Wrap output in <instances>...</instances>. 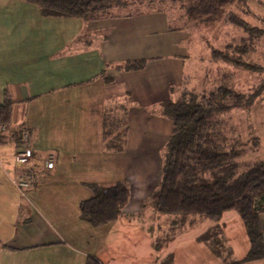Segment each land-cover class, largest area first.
<instances>
[{
	"label": "crops",
	"instance_id": "obj_1",
	"mask_svg": "<svg viewBox=\"0 0 264 264\" xmlns=\"http://www.w3.org/2000/svg\"><path fill=\"white\" fill-rule=\"evenodd\" d=\"M155 7L115 8L96 21L63 18L74 26L39 45L33 42L37 32L31 39L18 35L0 11L5 26L0 27V104L5 98L12 102L0 143V264H85L88 258L101 264H223L198 241L216 226L234 259L246 254L249 242L234 211L224 212L218 222L187 223L155 248L171 230L156 224L163 215L155 213L150 196L160 179L152 178L156 166L146 159L153 150L147 140L162 136L166 141L160 150L163 164L172 130L163 104L175 102L184 85L195 88L183 76L190 48L186 44L187 51H179L185 41L171 38L184 30L173 28L166 17L157 29L149 17L161 15ZM134 61H143V67L126 71ZM106 116L127 127L121 152L104 144ZM19 130L28 133L27 143L9 139ZM25 146L32 151L24 169L33 184L20 192L13 180L22 168L13 155ZM116 183L129 189L120 216L99 227L84 222L79 205L93 196L91 186ZM259 223L264 242V212Z\"/></svg>",
	"mask_w": 264,
	"mask_h": 264
},
{
	"label": "trees",
	"instance_id": "obj_2",
	"mask_svg": "<svg viewBox=\"0 0 264 264\" xmlns=\"http://www.w3.org/2000/svg\"><path fill=\"white\" fill-rule=\"evenodd\" d=\"M38 7L42 16L75 18L96 21L122 9L155 4L181 7L188 20L200 24L222 22L238 29L242 37L225 46L224 51L214 49L210 62H222L234 68L249 67L254 51L252 41L262 35L238 15V11L251 6L250 0H21ZM154 8H156L154 6ZM244 10V14H247ZM244 35V36H243ZM252 42V43H251ZM143 61L129 62L126 71L142 68ZM253 69V67H250ZM249 68V69H250ZM256 71V69H254ZM227 75L210 81L204 87L185 88L175 101L163 104V114L172 123L166 145L161 177L150 199L157 215L173 218L171 232L157 239L155 248L170 239L185 224L197 220L218 222L224 212L234 211L243 223L249 248L243 258L232 257L219 227H213L198 238L205 243L223 264H250L264 259L263 234L259 215L264 212V162L242 160V151L225 148L219 117L231 110L249 108L260 95L258 91L245 95L227 86ZM214 81L221 85L215 87ZM205 86H210L206 88ZM12 102L5 98L0 104V125L10 123ZM24 130L13 132L9 139H22ZM127 127L120 120L106 116L104 144L109 151L121 152L125 145ZM222 132V133H221ZM6 135L0 136V143ZM93 196L80 203V218L92 227L115 221L129 198L125 183L111 186L92 185ZM174 225V226H173ZM85 264H101L88 258Z\"/></svg>",
	"mask_w": 264,
	"mask_h": 264
},
{
	"label": "rangeland",
	"instance_id": "obj_3",
	"mask_svg": "<svg viewBox=\"0 0 264 264\" xmlns=\"http://www.w3.org/2000/svg\"><path fill=\"white\" fill-rule=\"evenodd\" d=\"M251 6L242 11H238V15L250 23L252 26L261 30L262 35L257 40L252 41L251 46L254 51L251 53L250 59L246 60L249 67L241 66L234 68L231 65H226L222 62H210V54L214 49L220 51L225 50V46L232 41H238L242 37L240 30L231 26L225 25L222 22H215L211 24H200L196 21L188 20L184 15V10L176 7H170L167 4L152 5L157 6L161 15H150L157 22V29H160L165 24V19L173 28H183L184 33H178L171 38L185 41L184 45L181 43L179 51H187L186 44L189 49L188 57L184 58V73L183 76L189 77L193 87L201 89L204 87L205 78L210 82L214 78L227 75L225 79L227 86L231 87L238 93L250 95L258 91L259 96L254 100L249 108L235 109L222 114L219 117L221 120L222 135L225 137V148L227 150L234 149L242 151V160L245 163L264 162V0H250ZM29 5V4H28ZM34 5V4H33ZM35 6V5H34ZM151 6L140 5L135 8L133 5L127 6L123 11L134 12L136 10H145ZM244 10L248 11L244 14ZM0 11L6 20V23L12 26V30L18 31L20 36L30 37V39L37 32L36 38L33 37L34 45L44 43L45 38L52 40L59 39V36L64 34L65 28L68 25H73L72 22L66 21L63 17L42 16L37 7H24L18 5V1L0 0ZM166 15V16H164ZM166 17V18H165ZM0 27L5 28L3 22ZM10 32V31H6ZM26 32V33H24ZM244 36V35H243ZM45 37V38H44ZM58 44V41H57ZM55 44V45H57ZM24 46L20 45V48ZM191 57V58H189ZM250 67H253L251 69ZM250 68V69H249ZM256 69V71H254ZM212 84V82H210ZM215 87L221 85L220 82L214 81ZM206 88L210 86H205ZM186 88L184 85L181 91ZM211 88V87H210ZM150 110H153L150 109ZM149 149H153L147 154L146 159L156 166V169L151 171L152 178L158 181L161 175V149L164 148L166 141L162 140V136L156 137L150 143ZM132 156L137 154L132 153ZM163 161V160H162ZM160 166V168H158ZM159 175V176H158ZM158 186V185H157ZM165 219V220H164ZM173 218L167 216H160L157 226H163L164 229L170 231ZM154 227V224H152ZM174 226V225H173Z\"/></svg>",
	"mask_w": 264,
	"mask_h": 264
},
{
	"label": "built area",
	"instance_id": "obj_4",
	"mask_svg": "<svg viewBox=\"0 0 264 264\" xmlns=\"http://www.w3.org/2000/svg\"><path fill=\"white\" fill-rule=\"evenodd\" d=\"M7 128L5 127V125H0V136H2V134L5 132ZM22 142L23 143H27L28 141V133L24 132L22 134ZM32 158V151L28 146H25L21 151L16 152L13 155V160L15 162V164H17L18 166H20L21 170H19L13 180V184L14 186L20 191V192H24L27 189L32 187L33 184V178L31 177V175L29 174L28 171H26V169H24V167H26L30 160ZM45 168L49 169L52 167V162H51V158H49V160L44 164Z\"/></svg>",
	"mask_w": 264,
	"mask_h": 264
}]
</instances>
